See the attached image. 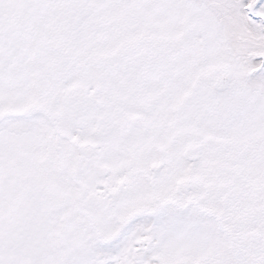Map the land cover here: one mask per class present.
I'll use <instances>...</instances> for the list:
<instances>
[{
  "label": "snow or ice",
  "instance_id": "obj_1",
  "mask_svg": "<svg viewBox=\"0 0 264 264\" xmlns=\"http://www.w3.org/2000/svg\"><path fill=\"white\" fill-rule=\"evenodd\" d=\"M0 264H264V0H0Z\"/></svg>",
  "mask_w": 264,
  "mask_h": 264
}]
</instances>
